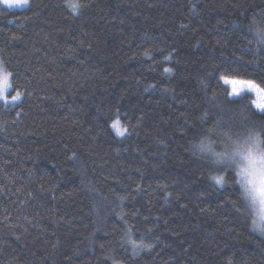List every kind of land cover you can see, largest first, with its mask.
<instances>
[{"label":"trees","instance_id":"trees-1","mask_svg":"<svg viewBox=\"0 0 264 264\" xmlns=\"http://www.w3.org/2000/svg\"><path fill=\"white\" fill-rule=\"evenodd\" d=\"M28 2L0 10L23 94L0 98V264H264L233 173L194 147L264 128L221 79L264 87V0Z\"/></svg>","mask_w":264,"mask_h":264},{"label":"clouds","instance_id":"clouds-1","mask_svg":"<svg viewBox=\"0 0 264 264\" xmlns=\"http://www.w3.org/2000/svg\"><path fill=\"white\" fill-rule=\"evenodd\" d=\"M258 26L264 32V23ZM202 140L203 137L196 141L194 147L209 156L217 166L231 170L243 201V210L249 217V227L264 235V128L249 125L238 133H226V141L220 150H214L206 142L201 150ZM215 153L224 155L221 158Z\"/></svg>","mask_w":264,"mask_h":264},{"label":"snow or ice","instance_id":"snow-or-ice-1","mask_svg":"<svg viewBox=\"0 0 264 264\" xmlns=\"http://www.w3.org/2000/svg\"><path fill=\"white\" fill-rule=\"evenodd\" d=\"M7 3L8 0H5ZM26 2V0H24ZM87 5H81L78 0H68V7L72 10V12H79L82 7H86ZM260 22H258L255 18L252 20L251 24H249L248 31L253 34V39L247 41V48L244 49L246 52L251 54L254 59L250 61L249 63H257L258 61L264 62V32H262L259 28ZM145 55H149V53L146 51L144 53ZM166 61L171 60V56H166L164 58ZM165 72H171L172 69L166 68L164 70ZM221 79H224L225 84H236V83H243L246 85V88L236 89L233 88L230 93H228L229 96L233 98H240V99H233L231 102L239 103L241 99L244 97L242 96V93L245 91L254 93L256 98L251 99L249 97V103L250 106H254L255 109L261 113L264 114V87H261L260 85L255 84L252 81H237V80H230L227 78L221 77ZM261 80H264V77H260ZM12 73L9 72L6 68L3 67L2 64H0V98L4 99L5 101L8 100V96L6 93L9 89H12ZM23 94L19 91H16V94L11 96V100L13 102L19 101L21 96ZM19 115V113H17ZM119 122L116 121L113 124V127H116V125ZM127 129L124 128L123 130L118 129L119 135H124V132H126ZM201 150H204V142H201ZM217 156L223 157L224 154L222 153H215ZM262 160H264V157H262ZM213 180H215L218 184L223 185L225 182V176L224 175H217L212 177ZM126 235L129 237V242L134 245V247L143 246L145 248H151L152 245H143L141 240V245H137V242L134 240H131V230L129 229L128 232H126Z\"/></svg>","mask_w":264,"mask_h":264},{"label":"rangeland","instance_id":"rangeland-1","mask_svg":"<svg viewBox=\"0 0 264 264\" xmlns=\"http://www.w3.org/2000/svg\"><path fill=\"white\" fill-rule=\"evenodd\" d=\"M28 0H26V2H24V0H8V2L6 3L5 2V0H0V10L1 9H3V7H8V8H18V9H22V8H25V7H27V5H28ZM228 79V78H227ZM230 80H237V79H230ZM237 81H242V80H237ZM222 82H223V84L225 85V86H227L228 88H229V90H230V92H231V90L233 89V88H236V89H241V88H246V85L245 84H243V83H236V84H225L224 83V79L222 80ZM9 91H10V89L8 90V92L6 93V95L8 96V94H9ZM244 94H250L252 97H253V99H255L256 98V96H255V94L254 93H250V92H247V91H245L244 93H242V95H244ZM4 100V99H3ZM5 101V100H4ZM5 102H7V103H12L13 101L11 100V97H9L8 96V100L7 101H5ZM16 102V101H15ZM118 121V120H117ZM116 122V121H115ZM118 122H120V121H118ZM114 124V123H113ZM115 128V127H114ZM118 129H120V130H123V128L120 126V124H117L116 125V130H117V132H118Z\"/></svg>","mask_w":264,"mask_h":264}]
</instances>
